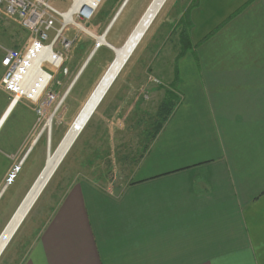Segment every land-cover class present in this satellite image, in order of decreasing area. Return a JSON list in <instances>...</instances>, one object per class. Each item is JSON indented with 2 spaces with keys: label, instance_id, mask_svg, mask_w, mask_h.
<instances>
[{
  "label": "crops",
  "instance_id": "1",
  "mask_svg": "<svg viewBox=\"0 0 264 264\" xmlns=\"http://www.w3.org/2000/svg\"><path fill=\"white\" fill-rule=\"evenodd\" d=\"M145 71L175 107L130 177L64 180L6 264H264V0H182Z\"/></svg>",
  "mask_w": 264,
  "mask_h": 264
},
{
  "label": "rangeland",
  "instance_id": "2",
  "mask_svg": "<svg viewBox=\"0 0 264 264\" xmlns=\"http://www.w3.org/2000/svg\"><path fill=\"white\" fill-rule=\"evenodd\" d=\"M124 1L104 0L96 11L92 22L86 26L93 34L88 30L85 31L89 34L85 32L87 35L81 34V41L66 54L64 64L59 71L45 66V70L54 75L48 92L55 96V101L51 104L40 103L37 105L21 102L9 117L2 138H10L9 146L17 154L12 165L20 161L30 148L32 150L27 154L14 183L4 188L3 182L0 187L2 190L0 232L42 170L48 152L55 151L111 64L114 58L113 51L105 46L100 47L63 99L70 84L95 46L96 41L93 37H99L104 33ZM151 1L129 0L127 2L105 37L109 47L116 49L123 45ZM181 1H166L0 257V264H6L23 237L29 233L36 222H39V214L47 204L48 198L64 180L94 178L103 180L104 184H109L111 185L109 188L114 189L112 185H119L120 180H127L130 177L135 164L152 140L157 119L158 100L150 96V88H148L150 85L146 81L145 67L151 62L153 54L157 53L168 30L169 22L180 8ZM51 4L57 10L64 12L69 6V0H52ZM26 40V33L16 23L5 18L3 9L0 8V58L1 48L20 49ZM1 77L0 70V81ZM178 98L180 99V97ZM9 103V96L1 89L0 85V117ZM48 122L49 125H47ZM48 134H50L49 151L47 147ZM35 236L36 234H33L31 238L24 242L21 241L20 258ZM26 244L27 246H25Z\"/></svg>",
  "mask_w": 264,
  "mask_h": 264
},
{
  "label": "built area",
  "instance_id": "3",
  "mask_svg": "<svg viewBox=\"0 0 264 264\" xmlns=\"http://www.w3.org/2000/svg\"><path fill=\"white\" fill-rule=\"evenodd\" d=\"M51 1L0 0L4 17L16 23L27 35L20 49L1 48L0 85L9 96L11 111L21 102L37 105L55 101V96L48 92L54 75L46 71L45 66L60 70L66 54L81 41V34L87 35L85 30L92 33L86 26L92 22L104 0H69L64 12L53 7ZM70 12V17H65ZM26 157L27 153L11 166L4 179V188L14 183Z\"/></svg>",
  "mask_w": 264,
  "mask_h": 264
},
{
  "label": "bare ground",
  "instance_id": "4",
  "mask_svg": "<svg viewBox=\"0 0 264 264\" xmlns=\"http://www.w3.org/2000/svg\"><path fill=\"white\" fill-rule=\"evenodd\" d=\"M166 1L167 0H152L148 5V7L146 8V10L144 11V13L142 14V16L140 17L136 26L131 31L130 35L123 43V45L120 48L112 49L114 53V58L111 64L109 65L106 72L104 73V75L102 76V78L100 79L94 90L92 91L91 95L83 105L82 109L75 117L74 121L68 128L67 132L64 134L62 140L60 141L55 151L52 153L48 152L42 170L40 171V173L38 174L32 185L24 195L23 199L15 209L14 213L12 214V216L10 217V219L8 220V222L0 232V257L2 256V254L8 247L9 243L13 239L14 237L13 234L17 226L20 224L22 225L25 218L36 204L42 192L45 190V188L51 181L52 177L56 173L57 169L60 167L64 158L67 156V154L73 147L74 143L82 133L83 129L85 128V126L87 125V123L89 122V120L91 119V117L93 116L99 105L101 104L105 95L107 94V92L109 91V89L111 88V86L113 85V83L115 82L121 71L123 70L124 66L127 63V62L124 63V61L127 58L129 60V58L131 57V55L133 54V52L135 51L141 40L143 39L144 35L150 28L151 24L156 19L157 15L159 14L160 10L162 9ZM71 14L72 12L68 13L65 17L69 18ZM85 33L89 34L87 31H85ZM93 38L96 41L95 46L98 47L97 50L102 46L106 47L107 43L105 37L103 38V34L99 37L96 38L93 37ZM36 64L37 62L35 63V66ZM11 109L12 107H7L2 117L0 118V129L3 126L4 122L6 121V119H8V117L12 113ZM47 125H49V122L47 123Z\"/></svg>",
  "mask_w": 264,
  "mask_h": 264
},
{
  "label": "trees",
  "instance_id": "5",
  "mask_svg": "<svg viewBox=\"0 0 264 264\" xmlns=\"http://www.w3.org/2000/svg\"><path fill=\"white\" fill-rule=\"evenodd\" d=\"M186 19H187V16H185V22H186ZM183 22H184V20H183ZM183 24H187V23H183ZM186 40H187V33H186V29L183 28L182 32H181V42L185 43ZM171 93L172 92H167L165 94L163 100L161 101V103L159 104V106L157 108V112H156L157 119H156V124H155L156 126H155L154 134L152 135V140L158 134V132L160 131V129H161L162 125H163V123L167 120L168 116L172 113V111H173V109L175 107V101H174L175 96H174L173 93L172 94Z\"/></svg>",
  "mask_w": 264,
  "mask_h": 264
},
{
  "label": "water",
  "instance_id": "6",
  "mask_svg": "<svg viewBox=\"0 0 264 264\" xmlns=\"http://www.w3.org/2000/svg\"><path fill=\"white\" fill-rule=\"evenodd\" d=\"M129 0H125V2L123 3V5L120 7V9L118 10V12L116 13L114 19L110 22V24L108 25V27L105 29L104 33H103V38L106 37V35L109 33V31L111 30V28L113 27L114 23L116 22L117 18L119 17V15L121 14V12L123 11L125 5L127 4ZM97 46H95L91 52V54L89 55V57L87 58L86 62L84 63V65L81 67L79 73L76 75V77L74 78V80L72 81V83L70 84L69 88L67 89L65 95L63 96V99L66 97V95L70 92V90L72 89V87L74 86V84L76 83V81L78 80V78L80 77L81 73L84 71V69L86 68L87 64L89 63V61L91 60V58L93 57V55L95 54L96 50H97ZM106 48L112 50L111 47H109V45H106ZM113 51V50H112ZM128 60V58L124 61V63H126ZM111 67V66H110ZM102 99V98H101ZM100 99V100H101ZM99 100V101H100ZM49 146H50V134H48V138H47V147H48V151H49ZM31 151V148L27 151V154ZM62 161V160H61ZM60 161V162H61ZM60 164V163H59ZM58 164V165H59ZM58 167V166H57ZM1 196V194H0ZM22 223V221H21ZM21 225V224H20ZM20 225L17 226L14 234L16 233V231L19 229ZM13 234V236H14ZM11 240V239H10Z\"/></svg>",
  "mask_w": 264,
  "mask_h": 264
},
{
  "label": "snow or ice",
  "instance_id": "7",
  "mask_svg": "<svg viewBox=\"0 0 264 264\" xmlns=\"http://www.w3.org/2000/svg\"><path fill=\"white\" fill-rule=\"evenodd\" d=\"M4 63H5V64H7V63H8V61H7V60H5V61H4Z\"/></svg>",
  "mask_w": 264,
  "mask_h": 264
}]
</instances>
